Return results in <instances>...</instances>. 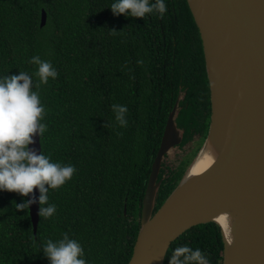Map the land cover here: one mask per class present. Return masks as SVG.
<instances>
[{"label": "trees", "instance_id": "obj_1", "mask_svg": "<svg viewBox=\"0 0 264 264\" xmlns=\"http://www.w3.org/2000/svg\"><path fill=\"white\" fill-rule=\"evenodd\" d=\"M113 2L0 0V78L25 71L35 85L37 65L30 59L38 55L52 63L58 76L33 89L45 107L40 151L76 168L62 187L49 189L56 212L47 219L38 215L34 234L28 212L15 209L26 197L0 191V264H49L43 246L65 233L82 245L87 264H126L168 111L179 90H185L181 105L191 93H202L196 90L203 68L200 39L185 0H165L163 18L153 12L144 19L114 16ZM114 104L127 107L126 127L116 121ZM180 177L159 169L153 211ZM183 245L221 264L214 222L178 235L162 264Z\"/></svg>", "mask_w": 264, "mask_h": 264}, {"label": "water", "instance_id": "obj_2", "mask_svg": "<svg viewBox=\"0 0 264 264\" xmlns=\"http://www.w3.org/2000/svg\"><path fill=\"white\" fill-rule=\"evenodd\" d=\"M199 35L208 82L210 115L205 144L214 157L202 171L186 169L153 211L161 156L177 141V99L166 118L140 201L138 230L126 264H162L178 235L214 222L221 264H264V0H185ZM45 22L40 10L39 26ZM28 147L40 153L39 135ZM38 189L28 199L32 233L38 220ZM125 209L123 207L122 212ZM225 214L230 239L214 219Z\"/></svg>", "mask_w": 264, "mask_h": 264}, {"label": "clouds", "instance_id": "obj_3", "mask_svg": "<svg viewBox=\"0 0 264 264\" xmlns=\"http://www.w3.org/2000/svg\"><path fill=\"white\" fill-rule=\"evenodd\" d=\"M110 9L114 16L144 19L146 15L156 12L163 18L167 5L165 0H115ZM110 31L113 34L117 32ZM29 63L37 65L35 76L38 83L35 85L32 75L25 71L0 78V191L15 192L26 197L38 189V215L47 219L56 212V205L49 203V189L62 187L73 177L76 168L71 164L53 162L42 151L37 154L36 150L28 147L34 143L35 135L41 136L47 130V125L42 123L45 107L39 92L33 89L58 76L52 63L38 55L33 56ZM137 63L143 64V61ZM112 109L118 124L126 127L127 107L114 104ZM36 202L32 198L15 203V209L28 212L29 206ZM42 250L49 264H87L82 245L67 233L58 241L49 239ZM169 264H210V261L199 248L193 250L183 245L173 250Z\"/></svg>", "mask_w": 264, "mask_h": 264}, {"label": "flooded vegetation", "instance_id": "obj_4", "mask_svg": "<svg viewBox=\"0 0 264 264\" xmlns=\"http://www.w3.org/2000/svg\"><path fill=\"white\" fill-rule=\"evenodd\" d=\"M202 62L203 68L199 69V75L201 76L200 83L196 88V90L202 88V93H191L183 105L179 102L184 99L185 90H179L175 97L178 101L175 108L173 122L176 127L177 141L173 143L165 153H163L158 168V171L160 168H163V171H165L169 178H172L177 174L181 176L185 167L190 163L189 161L191 158H193L200 149L207 133L210 115V101L203 54ZM172 106L173 104L168 113L171 111ZM169 150L172 151L167 153ZM168 154L170 162L166 164L164 158H167ZM172 164L173 166H171Z\"/></svg>", "mask_w": 264, "mask_h": 264}, {"label": "bare ground", "instance_id": "obj_5", "mask_svg": "<svg viewBox=\"0 0 264 264\" xmlns=\"http://www.w3.org/2000/svg\"><path fill=\"white\" fill-rule=\"evenodd\" d=\"M214 152H215V149L210 142H208V144H205L200 156L197 157L196 160H193V164L189 170V173L190 174L199 173L205 167H207V165L211 162L212 158L214 157ZM214 219L222 227L225 237L227 239H230V227L228 224V220L225 217V214L220 213L219 215L215 216Z\"/></svg>", "mask_w": 264, "mask_h": 264}, {"label": "rangeland", "instance_id": "obj_6", "mask_svg": "<svg viewBox=\"0 0 264 264\" xmlns=\"http://www.w3.org/2000/svg\"><path fill=\"white\" fill-rule=\"evenodd\" d=\"M172 150H169L167 153H170ZM198 152V151H197ZM197 154V153H196ZM196 156V155H195ZM195 156L193 158H191V160L189 161L190 163L185 167V169L183 170V173L181 174V177L182 175L185 173L186 169L188 168V166L191 164L192 160L195 158ZM169 158V154H168V157L167 158H164L165 160V163L168 164L170 162V160L168 159ZM173 166V164L171 165Z\"/></svg>", "mask_w": 264, "mask_h": 264}]
</instances>
